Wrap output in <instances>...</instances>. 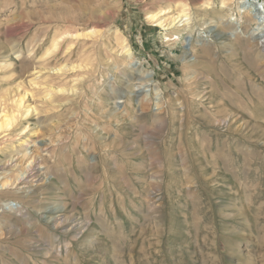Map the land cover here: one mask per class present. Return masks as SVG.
Instances as JSON below:
<instances>
[{
    "label": "rangeland",
    "instance_id": "rangeland-1",
    "mask_svg": "<svg viewBox=\"0 0 264 264\" xmlns=\"http://www.w3.org/2000/svg\"><path fill=\"white\" fill-rule=\"evenodd\" d=\"M172 1L0 0V100L26 90L40 121L17 153L0 144V185L39 157L0 186V264H264V0L145 20ZM48 206L70 216L55 231Z\"/></svg>",
    "mask_w": 264,
    "mask_h": 264
},
{
    "label": "bare ground",
    "instance_id": "bare-ground-1",
    "mask_svg": "<svg viewBox=\"0 0 264 264\" xmlns=\"http://www.w3.org/2000/svg\"><path fill=\"white\" fill-rule=\"evenodd\" d=\"M226 1L227 0H220V7L219 8H222L226 4ZM83 3L85 4V2H83ZM208 4L209 3H207V5ZM88 6H89V3H88ZM85 7H86V5H85ZM90 7H92L91 4H90ZM188 9H189V7L182 0H173L172 3H167L166 6L161 7L158 10L148 12L144 18H145L146 21H148V22H150V23H152L154 25L159 26L162 30H166L167 31V30L173 29L174 27H178V26H181V25H182V27H184L183 25H185V26L189 25L191 17H190ZM169 12H173V13L171 15H168ZM90 13L91 14L95 13V10L91 8L90 9ZM246 18H247L246 21H251V19H252V18H250L249 15ZM178 22H179V24H177ZM94 33H95V31L93 29H89V30H85L83 32H79V31L73 32L72 35L74 37H77V36H80V35L90 36V35H93ZM115 35H116L115 45H116V48H117L116 51H118V55L122 56V58L125 60V63L127 65L131 64L133 69L140 76L145 74L146 72H145V69L143 68V66L139 65V63L135 60L133 51H132V49L130 47V44L127 41V38L125 36H122L121 33H119L118 30H116ZM262 35L260 37H263ZM60 37H61V35H60ZM114 38H115V36H114ZM56 39L57 38H54L52 40V42H51V46L52 47H57L56 46L57 45L56 44L57 43ZM253 44H255V43H253ZM258 44H260V46H262L261 48L264 49V40H260ZM249 47H250V45H249ZM243 48H245V46ZM189 52H190V50H189ZM63 68H64V66L63 67L59 66V67H56L53 70L54 71L55 70L56 71H61ZM35 73L36 72L32 71L31 75H34ZM147 76H149V75L147 74ZM36 78H38V77L37 76L31 77V78L28 79V81L29 82H33ZM149 79H150V77H149ZM151 81H152V79H151ZM149 82H150V80H149ZM19 84H21V83H19ZM19 84H16V85L19 86ZM154 89H155V91L157 93L160 92L159 89L158 90H156V88H154ZM45 90L47 92L44 94V98L43 99H45L46 101L52 102L51 96H52L53 91L55 89L52 90V89L48 88V90L47 89H45ZM61 90H62V88H57L56 89V91H61ZM26 95H27V91L23 90L22 93H19L15 97L12 95L13 97H11V98H7L6 97V99L4 98V99L0 100V139H1L0 144H2V143L5 144L4 147L9 148L10 150L13 151V153H17L16 152V148L18 146L23 145V143L26 141L25 138L29 139L31 137L36 136V134L38 133V130H40V126H39L40 121H38L39 123L35 124V126H33V127H30V124L28 123L27 119H28L29 115L32 112L38 113L39 109H38V107H36V105H32L31 103H28V101L26 99ZM159 96H161V95H159ZM8 100H10V103H11L10 105L12 106V109H10L9 107H6L9 104V103H6V101H8ZM1 105H3V106L1 107ZM36 115H38V114H36ZM13 135H15L16 137L12 138ZM21 156H22V159L25 160V162H26V165H25L26 169L22 170L21 172L15 173L14 177L9 179V181L11 180L10 183L6 179L4 181L1 180V185L0 186H1L2 189L6 188V187H9L8 185H11L14 181H18L19 180V181H21L20 183L24 182L26 177H27L25 175V172H28V173L31 172V170H33V168H34V165H36L35 161H38L37 154L35 155V154L31 153L29 156H26V152H24V153L21 154ZM8 160H7V163L9 162ZM10 161H11V159H10ZM34 177H36V176H34ZM25 186H26L25 184H22L21 187L24 188ZM3 195H4V193H3ZM24 202L26 203V201H24ZM43 212H45L47 215L46 216H42V217H44L45 220L53 227L54 231L56 229H60L62 227V225L64 223H66V221H68L69 218H70L69 215H66L65 206H63V207H59V206L58 207H49L48 206L47 208H45V210ZM71 216H73V215H71ZM82 222H84V221L83 220H81V221L76 220L74 222V224L69 228V231L72 230V231L75 232V234H77L81 230V228L86 227L85 224L82 223ZM62 232H63V230H62ZM64 232L67 233V230H65ZM75 234L73 233V235H75ZM87 245H89V244H87ZM45 253H48V251L45 252Z\"/></svg>",
    "mask_w": 264,
    "mask_h": 264
},
{
    "label": "crops",
    "instance_id": "crops-1",
    "mask_svg": "<svg viewBox=\"0 0 264 264\" xmlns=\"http://www.w3.org/2000/svg\"><path fill=\"white\" fill-rule=\"evenodd\" d=\"M166 66H164V68L163 69H167V68H165Z\"/></svg>",
    "mask_w": 264,
    "mask_h": 264
}]
</instances>
